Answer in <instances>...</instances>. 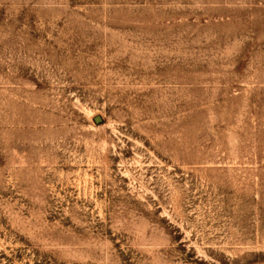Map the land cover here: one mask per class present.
Returning a JSON list of instances; mask_svg holds the SVG:
<instances>
[{"label": "rangeland", "instance_id": "1", "mask_svg": "<svg viewBox=\"0 0 264 264\" xmlns=\"http://www.w3.org/2000/svg\"><path fill=\"white\" fill-rule=\"evenodd\" d=\"M0 264H264V0H0Z\"/></svg>", "mask_w": 264, "mask_h": 264}]
</instances>
